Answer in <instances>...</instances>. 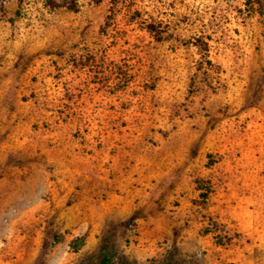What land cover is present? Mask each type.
<instances>
[{"label":"rangeland","instance_id":"rangeland-1","mask_svg":"<svg viewBox=\"0 0 264 264\" xmlns=\"http://www.w3.org/2000/svg\"><path fill=\"white\" fill-rule=\"evenodd\" d=\"M0 22L58 71L45 119L0 106V264H264V0H0ZM137 147L176 161L125 192Z\"/></svg>","mask_w":264,"mask_h":264},{"label":"crops","instance_id":"crops-1","mask_svg":"<svg viewBox=\"0 0 264 264\" xmlns=\"http://www.w3.org/2000/svg\"><path fill=\"white\" fill-rule=\"evenodd\" d=\"M14 29L10 27H6L4 25V22H0V106H7L6 104L10 106H14L17 108V110L14 112L16 116L21 115L20 117L25 118V120L19 122L20 123H34L38 120H43L45 117L41 115L39 107L43 106V101H46L48 104L50 101L57 102V98L55 97V100H53V95L55 94V86H53V82L58 80L54 79V76L56 73H58L57 68L50 64L49 61H46V65L44 63L45 60H41V56L36 52H31L25 54V52H20L21 50V40H18V36H13ZM17 39V40H15ZM26 49L30 48V45L28 46V43H25ZM27 55V56H26ZM63 59V65L62 63ZM61 63H58L60 65L59 73L61 76H59V80L62 81L67 79H73V72L66 67V57L62 56ZM17 63L18 66L24 68V73L21 74V71L17 69ZM70 73V75H68ZM28 76V77H27ZM34 78L35 80L33 82H26L27 78ZM64 77V78H63ZM23 80L26 82L25 85H22L24 83ZM19 86V87H18ZM67 87H70L69 89L74 90L75 86L67 85ZM83 88V86H82ZM70 91V90H69ZM24 93V94H23ZM22 95H27L29 99L25 101L23 98H21ZM46 95H49L46 97ZM64 97V96H63ZM67 99V98H66ZM64 100L67 102V100ZM50 107L51 105H47ZM53 106V105H52ZM20 109H23L24 114H20ZM45 111V110H44ZM46 112V111H45ZM22 118V119H23ZM19 119V117H18ZM51 123L53 122V119H50ZM66 130V129H65ZM36 131H33L32 133L35 134ZM162 153L164 152L163 149H161ZM147 151H150L148 148H133V149H124L121 153L118 154V157L116 159L117 161V170L121 173V182H119V186L122 187L123 191H131L130 190V177H129V166H132L131 171L138 173L137 174V181L139 183H143L144 179L141 175V167L140 165H144L145 163H148L149 165H152L153 167V173L158 172L159 169H157L158 166L161 164L168 162V161H176V158H172L169 153V158L165 159L164 157L158 155V153L151 152L149 154V157L147 156ZM188 155L191 154V148H188L187 150ZM161 153V154H162ZM185 152H183L184 154ZM160 154V153H159ZM151 156V157H150ZM178 161H183L179 156H177ZM175 163V162H174ZM179 163V162H178ZM180 164V163H179ZM175 167L179 168H173L171 170L168 169H161L162 174L157 175L156 179L158 181L157 184L153 186H161V187H171V186H182L184 185L185 181H189L193 175H194V169H190L188 167V171H190L193 174H185L184 165L180 164V166L175 165ZM182 167V168H180ZM182 169V170H181ZM187 170V168H186ZM210 171V170H209ZM237 171L239 172V168H237ZM152 173V172H151ZM151 174L148 178V175L146 176L147 179L145 181L151 180V178L155 177V174ZM226 173V171H225ZM235 177L240 178L239 175H235ZM256 179L253 180V184L257 187L259 186V179L260 175L257 174L255 177ZM256 181V182H255ZM137 195H141L142 192L138 190ZM257 193V200L256 202L259 203V193ZM123 206L121 207L123 210L130 211L133 208V202L136 201V198L134 195L131 194H125L123 197ZM120 207V206H119ZM119 207L111 208L112 215L115 219H119L121 215V212L123 210ZM121 214V215H120ZM143 231V230H142ZM156 231V230H155ZM144 238L150 237V241L152 238H154L155 232H151L149 234L146 230L143 231ZM152 236V237H151ZM157 238V237H156ZM154 240V239H153ZM154 242V241H153ZM144 246V244H140L138 247ZM148 249V248H147Z\"/></svg>","mask_w":264,"mask_h":264},{"label":"trees","instance_id":"trees-1","mask_svg":"<svg viewBox=\"0 0 264 264\" xmlns=\"http://www.w3.org/2000/svg\"><path fill=\"white\" fill-rule=\"evenodd\" d=\"M54 8H56V7H54ZM19 16H20V14H19ZM75 248L78 249L79 246L76 245ZM116 258H117V255L114 252L113 247L111 246L103 252L100 264H116Z\"/></svg>","mask_w":264,"mask_h":264}]
</instances>
